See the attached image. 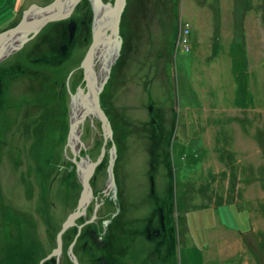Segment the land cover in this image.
<instances>
[{"label": "rangeland", "instance_id": "obj_1", "mask_svg": "<svg viewBox=\"0 0 264 264\" xmlns=\"http://www.w3.org/2000/svg\"><path fill=\"white\" fill-rule=\"evenodd\" d=\"M52 1L0 0V32L15 25L25 10L28 17L38 18L37 7L46 9ZM65 3L67 16L45 23L55 27L45 52L29 42L33 61L20 56L19 65L10 54L0 62V70L5 69L0 75V264H19L18 250H31L29 264H42L45 229L53 244L62 230L55 220L80 212L75 222L93 202L96 212L95 197H106L112 186L108 170L107 176L104 169L94 170L89 180L93 197L78 208L82 178L67 167L69 151L65 154L62 147L67 145L69 118L82 113L74 106L82 97L74 80L77 69L83 78L87 45L76 47L69 27L75 23L90 39L97 5L77 0L69 10L72 2ZM124 8V22L129 23L120 30L122 40L115 41L126 59L112 68L111 78L119 71L108 88L114 107L105 95V108L102 104L115 128L116 176L128 219L145 215L146 233L155 223L156 209L166 212L170 207L172 219L166 226L172 225L167 239L157 235L156 242L143 241L147 234L127 237L114 264H264V0H126ZM99 54L93 63L102 62ZM92 70L100 84L105 64ZM26 106L36 111L45 107L49 121L61 127L57 131L50 124L46 129L45 112L40 116L34 111L29 118ZM59 106L65 107L63 114ZM94 120L92 115L79 123L76 135L91 133L82 154H97V159L103 135L101 127L96 132L88 128ZM52 130L62 143L54 149L57 139L45 145L44 162L41 142ZM112 144L108 139L104 147ZM11 201L24 220L49 219V227L28 222V228L11 232L8 222L14 219L1 209ZM155 245L163 250L151 258ZM53 251L46 257L57 255Z\"/></svg>", "mask_w": 264, "mask_h": 264}, {"label": "flooded vegetation", "instance_id": "obj_2", "mask_svg": "<svg viewBox=\"0 0 264 264\" xmlns=\"http://www.w3.org/2000/svg\"><path fill=\"white\" fill-rule=\"evenodd\" d=\"M46 25L44 32L45 39H43V42H45V48L49 46L46 44V41L49 39V36L50 38L52 37L55 28L53 25L52 29L49 30L46 28L51 26L49 25L46 26ZM71 27H69V29L71 28L72 35L74 33L79 32L77 31V25L75 23H73ZM41 145H42V152H39V156L41 158H44V162H45V137L43 138ZM87 148L88 146H86L85 150ZM80 153H81L80 154L81 157L83 156L88 158L90 157L91 159H95L97 156V154L96 155H91L89 153L82 154V151H80ZM116 153H118L117 146H116ZM106 154L110 156L109 152H106ZM118 158H119V154H115V160H118ZM103 163L104 161H102V164ZM70 168L71 167H69V169ZM100 168L104 169V171L106 170L105 176H107V166H101ZM104 171H101L102 175L104 174ZM150 177L152 178L151 179L152 184H154L153 175H150ZM96 183H97L96 177H94L93 185H92L94 195L95 193L98 192V188L95 187ZM108 189L110 190H107L108 192L106 194V197H104L103 195L101 198L99 197V195L96 196L97 198L95 197V201L98 203V208L96 212L94 211L95 205L93 202L87 206V208L85 209V213L79 218H77L74 224H71L70 226L64 229L61 236L62 238L61 251L58 252L57 255H51L49 257H46L55 249V247L57 248V242H56L57 237L54 235L53 238L54 243L52 244L49 238L50 235L47 234L48 233L47 229H45V235L41 236V240H40V242H42V247H43L40 259L44 258L42 264H75L74 261L71 259L72 257L71 254L75 256L77 260V264H100L98 262L99 260H102L103 264H114L118 262L115 261V259L116 258L119 259L121 256L119 255V253L122 249H120L119 247L122 246V241L123 240L127 241V237H130V235H135L137 233L140 236H142L145 233L146 229H145V225L143 224V221L145 220V215L137 216L136 220H131L127 218L129 207L124 200V191L123 188L119 185L118 181L115 182L114 187L110 186V188ZM14 203L13 205L16 211L18 202L15 200ZM7 205L10 207V209L16 216L19 217L23 216L21 211L20 212L18 211L17 213L14 211L12 207V201L10 204L7 203ZM93 212H95L96 217L94 218V220L87 222V220L93 214ZM66 215L68 214H65V217ZM169 217H171L172 219L171 208L168 207L167 211L165 212L163 207L159 206L158 209H156V212H154V216H153V221H155V225L148 226V231L150 233H154V237H156L157 235H163L164 238L167 239L168 231L170 230L172 225L169 224L166 226ZM13 219L14 220L12 221L9 220L8 222V224H10L8 227L11 228L10 229L11 232H14V230L17 228H23V227L28 228L27 227L28 222L32 224L35 223L42 224L45 228H48L49 226L47 225V223L52 221L47 219L43 221L34 220L31 222L29 220L23 219L22 223L25 225L24 226L21 223L19 224V221L18 219H15V216ZM62 221L63 220H55V227L61 228ZM138 223L140 224V226H137ZM0 227H3V225ZM4 227L7 228V226ZM119 228L122 231H119ZM23 240L20 239V242ZM129 241H132V238H130ZM29 242L30 240L26 243ZM5 247L8 248L10 247V245H6ZM32 256H33V252L31 250H25V253L23 254L17 252L16 257H20V259L23 260L21 264H29L28 261L32 259Z\"/></svg>", "mask_w": 264, "mask_h": 264}, {"label": "water", "instance_id": "obj_3", "mask_svg": "<svg viewBox=\"0 0 264 264\" xmlns=\"http://www.w3.org/2000/svg\"><path fill=\"white\" fill-rule=\"evenodd\" d=\"M71 3L69 10H71L77 2V0H53L50 5L45 7H37L38 14L40 15L38 18L35 16L28 17V10L23 12L22 18L13 26L10 27L2 32H0V62L6 58V56L12 54L14 51L20 49L26 41H28L30 38H32L35 34L39 32V30L45 25L46 22L57 20L64 18L67 16V13L64 11L65 2ZM125 6V0H116L115 6L112 10H107L105 12L106 18L104 20L105 23H110L109 26L107 24L105 26H102L103 16L100 17L98 25L93 26L92 31V42L90 46L88 47L85 57L81 63V67L83 68V79H85V82L87 83V86L89 88V93L86 96L84 108L81 110V114L72 113L74 116L70 119V126H69V136L67 138V144L73 146V139L76 136V131L78 128V124L83 123L85 120V117L88 115H93L95 118L99 119L101 121V130L103 135V146L101 147L98 159L100 157L101 152L105 151L104 144L109 139H112V130L110 123L104 113V111L101 109L99 105V94L97 91L93 88V81L95 80V76L92 70V62L94 57H100V54H95L99 49H103V56L101 59L103 60V63H105V68L107 69V62L109 61V51L119 45V42H116L115 40L118 38V29H119V16L121 14L122 9ZM96 8V7H95ZM94 8V12H96V9ZM52 10V11H51ZM50 11V12H49ZM49 12V13H47ZM29 15V14H28ZM98 20V19H97ZM109 30L110 32L107 34L106 31ZM111 36H114V38H111ZM121 41V40H120ZM115 52V51H114ZM113 52V53H114ZM106 55V56H105ZM82 98V97H81ZM80 115V116H79ZM73 134V136L71 135ZM73 138V139H72ZM114 145L112 144V148L110 151L114 152ZM98 159H96L94 162H97ZM85 163L83 165L78 164L77 166V172L78 175L81 176V183H82V189L80 192V197L78 201V208L79 206H84L91 200L92 192L91 187L89 185V180L91 175L94 172V166L96 163H93L92 160H89L88 157L84 158ZM108 175L111 182V170L108 167ZM112 185V184H111ZM77 208V209H78ZM78 213H71L67 216V219L65 220L64 228L70 224L69 222L74 220ZM61 233L62 230L57 235V248L53 252H58L60 245H61Z\"/></svg>", "mask_w": 264, "mask_h": 264}, {"label": "bare ground", "instance_id": "obj_4", "mask_svg": "<svg viewBox=\"0 0 264 264\" xmlns=\"http://www.w3.org/2000/svg\"><path fill=\"white\" fill-rule=\"evenodd\" d=\"M94 1V4H93V6L94 5H97L96 6V12H95V14H94V19H93V22H91V31H93V26L94 25H98V23L99 24H101V22H99V19H100V17L101 16H103V21H102V26H105L106 24H107V26H109L110 25V23H105L104 22V20H105V18H106V14H105V12L107 11V10H112L113 8H114V6H115V2H116V0H112V1H106V0H93ZM126 1V0H125ZM104 11H103V10ZM127 10V8H123L122 9V11H121V14H120V16H119V23H118V25H119V29H118V38H119V40H122V36H121V34H120V30L123 28V25H125V27H127V23H129V20H126L125 22H124V12ZM133 14H134V12H132ZM98 19V20H97ZM90 24V23H89ZM89 24H88V28H89ZM14 26V25H13ZM12 26V27H13ZM11 27V26H10ZM72 28V27H71ZM71 28H70V32H71V36L74 38V40H75V44H76V47H77V45L79 44V42H82L83 44H86L87 45V49H88V47L90 46V44H91V42H92V33H91V36H90V39L89 38H87V34H85V32H83V31H79L78 33H74L73 35H72V30H71ZM43 31H45V26H43L40 30H39V32L37 33V34H35L32 38H30L28 41H26L25 43H24V45L20 48V49H18V50H16V51H14L13 53H12V56L13 57H15L16 55H18V54H20L21 53V51L23 50V48L24 47H26V45L30 42V43H35L34 45L35 46H37V47H43L44 45H43V39H44V33L42 34V32ZM110 31L109 30H107L106 31V33L108 34ZM80 33H83L82 34V37H80ZM187 33H188V31H187ZM186 33V34H187ZM85 34V35H84ZM49 38H50V36H49ZM32 40H34V42H32ZM82 44V45H83ZM119 46V45H118ZM118 46H115V47H113L110 51H109V58H110V60L107 62V73L104 75V77L101 79V81H100V84L97 82V81H93V88H94V90L95 91H97L98 92V94H99V105H100V107H101V109L103 110V107H102V96L104 97V95H105V97L108 99V100H111L112 99V97H111V94H110V89H112V88H110V89H108L115 81H116V79L118 78V75H119V71L117 72V74L115 75V76H113L112 78H111V72H112V68H113V66H114V64L115 63H117V61H119V63H120V67L122 66V64L124 63V60L126 59V56H125V54H123L122 52H121V50H119L118 48H122V47H118ZM118 49V50H117ZM124 50H125V48H124ZM115 51V52H114ZM114 52V53H113ZM121 52V53H120ZM99 53H104L103 52V49H100V50H98L95 54H99ZM106 56V55H105ZM12 58V57H11ZM9 59H10V57L9 58H7L5 61H4V66L6 67V66H8L9 65V63H10V61H9ZM95 60V59H94ZM101 61L103 62V60L101 59ZM102 62H99V61H95L93 64H92V67H94L95 65H97L98 67L101 65V64H103ZM105 64V63H104ZM126 64H124V66H125ZM144 65H146V63H145V61L142 63V64H140V66L142 67V68H144ZM126 67H128V66H126ZM120 70V69H119ZM3 71H5V69L3 68V69H1L0 70V75L3 73ZM79 70L77 69V71H76V73L78 72ZM81 73V72H80ZM76 89H79L81 92H82V98H81V100L80 101H74V106L76 107V108H79L80 110H82L83 108H84V104H85V99H86V96L88 95V93H89V88H88V86H87V83L85 82V79H80V81L77 83V87H76ZM102 95V96H101ZM104 111V110H103ZM36 112H45V107H42V108H40V109H38ZM32 113V112H31ZM104 113H105V111H104ZM29 115V116H28ZM27 116L29 117V118H31V117H33V115L32 114H28ZM105 115H106V117H107V119H108V121H109V123H110V126H111V130H112V139L110 140V141H112V143H113V145H114V147H115V149H114V152L113 151H110V148H107V150H106V148H105V151H103V152H101V154H100V157H99V159H98V157H97V159H98V161L97 162H94L96 159H94V160H92L93 161V163H96L95 164V166H94V169L93 170H95V169H97V168H100L101 166H107V170H108V167H109V169L111 170V183H109L108 185H110V184H112V186L114 187L115 186V182H117L118 181V179H117V176H116V168H117V163H118V160H115V154H116V145H115V142H114V132H115V128H114V125L112 126V123H111V121H110V119H109V117H108V115L105 113ZM91 114L90 115H88V116H86L85 117V120L87 119V118H91ZM85 120H84V122H85ZM69 122H70V118H69ZM84 125V124H83ZM90 125L91 126H88V128L90 129V131L92 132V130H94L95 132L97 131V129L100 127V125H101V121L98 119V120H94V121H91L90 122ZM78 129H79V127L77 128V131H78ZM77 131H76V133H77ZM89 131V130H88ZM79 132H83V129H81L80 128V131ZM86 133H84V134H82L79 138H78V136H79V134L78 135H76L75 137H74V139H73V141H72V143H73V146H71V145H66V147H62V149L63 150H66L65 151V154H67L68 153V151H69V153H68V156L66 157V159L68 158V160H69V167H71L70 168V170L72 171V172H76L77 174H78V172H77V165L78 164H80V165H83V163H85V160H84V156L83 157H81V153H80V151H82V150H84L85 148H86V146H87V144H86V142H87V136L89 135V134H91V133H87L86 135H85ZM100 134H102V132H100ZM45 136V135H44ZM69 136V135H68ZM118 140V139H117ZM38 152V151H37ZM106 152H109V155L111 156H108L107 154H106ZM56 154V153H55ZM99 156V155H98ZM66 159H64V161L66 160ZM102 161H104V163L102 164ZM67 166V167H68ZM93 175V174H92ZM91 175V176H92ZM44 176H47L48 177V175L47 174H45ZM116 190V189H115ZM98 204V203H97ZM1 209L5 212V213H7L8 215H10V214H13L14 216H15V219H18V221H19V224L21 223V224H23L22 222H23V219H25L24 218V216H16L13 212H12V210L10 209V207L7 205V203L5 202L4 204H2V207H1ZM13 215H11V217L12 218H14V216ZM68 216V215H67ZM129 218L130 219H132L133 218V216L131 217V216H129ZM67 219V217L65 218V220ZM70 224H74V221L72 220V221H70L69 222ZM64 224H65V222L63 221L62 222V232L64 231ZM70 224H68V226H70ZM152 225H155V223H151ZM24 225V224H23ZM25 226V225H24ZM67 226V227H68ZM26 227H23V228H21V229H25ZM119 231H122L120 228H119ZM7 233H11L10 231H7ZM144 234H147V235H145V236H142V240L143 241H145V240H149L150 242H156L155 241V239H154V233H150L149 231H147L146 233H144ZM23 240V239H22ZM26 242H28V241H25V240H23V241H21V243L22 244H24V243H26ZM61 244H62V238H61ZM12 247H14V246H12V245H10V248H12ZM158 249L160 250V252H161V250H163V248L160 246V245H155V247H154V250H151V252H152V254H149V256L152 258V257H155V256H157L158 254H159V252H158ZM61 251V245H60V248H59V251L58 252H60ZM18 252L20 253V254H23V252L21 251V250H18ZM71 252H72V250H71ZM2 254L3 253H1L0 252V256L3 258V256H2ZM72 256V257H71ZM71 259L74 261V263L75 264H77V260H76V258H75V256L73 255V254H71ZM17 260H18V263L19 264H21V262H19V260H20V257H17ZM115 261H117V258L115 259Z\"/></svg>", "mask_w": 264, "mask_h": 264}, {"label": "trees", "instance_id": "obj_5", "mask_svg": "<svg viewBox=\"0 0 264 264\" xmlns=\"http://www.w3.org/2000/svg\"><path fill=\"white\" fill-rule=\"evenodd\" d=\"M88 24H89V21H88ZM49 26H51V24H49ZM46 29H52V27H48V28H46ZM77 31H80L81 32V30L79 29V28H77ZM45 31H43L42 32V34L44 33ZM85 35V34H84ZM72 41H73V39L72 40H68V43L70 44V43H72ZM32 42H34V40H32ZM67 42H66V44H67V46L66 47H68L69 46V51L71 50V47H70V45L68 44ZM35 43H30V46L32 47L33 45H34ZM40 49H42L43 50V52H45V47H40ZM67 55V53H65L63 56L61 55L60 57H65ZM20 56H23L24 58L26 57L29 61H33V59H32V56H31V53H30V51H29V49H28V47H24L23 48V50L21 51V53L20 54H18V55H16L15 57H17V62L19 63V61H18V59L20 58ZM11 58V57H10ZM14 58V57H13ZM41 59V58H40ZM15 63V64H18V63ZM14 63V62H13ZM3 64V63H2ZM1 65V64H0ZM19 65H20V63H19ZM3 67V66H2ZM21 68H28V66L26 65V64H23V65H21ZM76 76H77V79L75 78V80H74V83L77 85V83L80 81V78H81V73H80V70H79V73H76ZM104 97L102 96V104L104 105V99H103ZM105 101H107L108 102V99L106 100V98H105ZM110 101V100H109ZM109 103V102H108ZM101 104V105H102ZM109 104H111L112 106H113V104H112V102L111 103H109ZM60 105H63V104H60ZM35 106V105H34ZM41 107V106H40ZM114 107V106H113ZM26 108H27V106H26ZM33 107H29V108H27L28 109V112H27V115L29 114V113H31V112H34V111H36L34 108V110L33 111H30L31 109H32ZM59 108V111H60V113H62L63 114V112H62V110L63 109H65V107L63 106V108H62V106H59L58 107ZM104 108H105V105H104ZM103 108V110L105 111V113L108 115V117H109V119H110V121H111V123H112V118L110 117V114H109V111L108 110H106V109H104ZM46 111L47 110H45V127H46V129L49 127L50 128V124L51 125H53L52 124V122L51 121H49L50 119H48L47 118V113H46ZM48 114H50V111H48ZM42 115V112H40V116ZM53 121V120H52ZM54 122V121H53ZM27 123V122H26ZM67 125V117L65 116L64 117V124H63V126L65 127ZM54 126H55V128H56V130L58 131V129H59V126L61 127V125L59 124H54L53 125V128H54ZM112 126H113V123H112ZM52 127V126H51ZM64 129V128H63ZM65 133H66V130H65ZM47 136V137H46ZM159 136V133L157 134V136H156V138ZM55 139H57L56 140V145L53 147V149L54 148H57V146H59L61 143H62V140L58 137V136H56L55 134H54V132H53V130L51 131V133H48L47 135H45V145H48V143H49V141L50 140H54L55 141ZM154 139H155V137H154ZM161 139H163V137L161 136V138H160V140ZM156 140V139H155ZM52 165V164H51ZM57 164H56V162H54V165L53 166H56ZM170 242H172V240H171V238H170ZM9 248V247H8ZM7 248V249H8ZM2 249L3 248H1L0 249V252H2ZM18 252V251H17ZM33 260L31 259V262H32Z\"/></svg>", "mask_w": 264, "mask_h": 264}, {"label": "crops", "instance_id": "obj_6", "mask_svg": "<svg viewBox=\"0 0 264 264\" xmlns=\"http://www.w3.org/2000/svg\"><path fill=\"white\" fill-rule=\"evenodd\" d=\"M242 18L245 19V18H246V15H243ZM234 19H235V18H234ZM179 256H180V255H179ZM183 257L185 258V255H183ZM180 261H181V257H180ZM180 264H186V262H182V261H181Z\"/></svg>", "mask_w": 264, "mask_h": 264}]
</instances>
